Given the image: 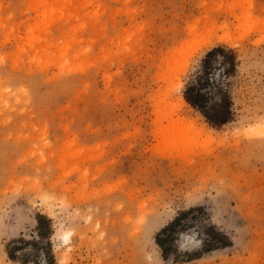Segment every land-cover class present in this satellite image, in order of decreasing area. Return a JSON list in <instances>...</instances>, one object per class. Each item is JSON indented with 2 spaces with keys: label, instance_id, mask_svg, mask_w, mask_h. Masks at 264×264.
<instances>
[{
  "label": "rangeland",
  "instance_id": "obj_1",
  "mask_svg": "<svg viewBox=\"0 0 264 264\" xmlns=\"http://www.w3.org/2000/svg\"><path fill=\"white\" fill-rule=\"evenodd\" d=\"M218 45L234 117L213 128L182 89ZM36 214L55 264H264V0H0V264ZM209 226L230 245L204 252Z\"/></svg>",
  "mask_w": 264,
  "mask_h": 264
},
{
  "label": "trees",
  "instance_id": "obj_2",
  "mask_svg": "<svg viewBox=\"0 0 264 264\" xmlns=\"http://www.w3.org/2000/svg\"><path fill=\"white\" fill-rule=\"evenodd\" d=\"M236 66L237 58L233 49H228L222 45L210 48L201 58L198 72L182 89V98L186 105L197 112L213 128H220L233 120L234 110L228 90V79L235 73ZM194 211H197V209L191 208L180 212L172 222L162 228L155 236V243L161 250L163 259H168L171 253H173V260L176 259L177 252H175L173 247L175 231L177 227L182 230L187 227L183 226L181 221ZM198 211L201 210L199 209ZM35 223V234L40 241H29L23 238L10 241L5 248L7 258L19 264H38L37 259L41 256L44 264H55L50 249V237L53 233L51 220L44 215L36 214ZM204 234L207 237L206 240H202L204 252L230 245L226 234L218 231L213 226H209ZM39 244L41 248H38ZM28 246L35 247L34 256L36 258H28L25 254L19 255ZM200 253L193 252L186 255L188 258L193 256L200 257Z\"/></svg>",
  "mask_w": 264,
  "mask_h": 264
},
{
  "label": "bare ground",
  "instance_id": "obj_3",
  "mask_svg": "<svg viewBox=\"0 0 264 264\" xmlns=\"http://www.w3.org/2000/svg\"><path fill=\"white\" fill-rule=\"evenodd\" d=\"M192 33H194L195 32V30H193V31H191ZM226 39L228 38V37H225ZM181 101L184 103V101L181 99ZM69 239V235H65V240L67 241Z\"/></svg>",
  "mask_w": 264,
  "mask_h": 264
}]
</instances>
